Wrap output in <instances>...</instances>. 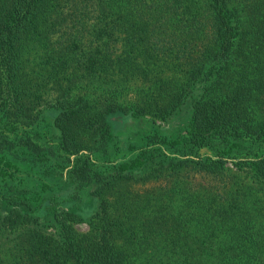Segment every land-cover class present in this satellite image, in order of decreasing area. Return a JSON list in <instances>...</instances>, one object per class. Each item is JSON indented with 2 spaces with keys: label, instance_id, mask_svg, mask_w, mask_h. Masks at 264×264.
<instances>
[{
  "label": "trees",
  "instance_id": "trees-1",
  "mask_svg": "<svg viewBox=\"0 0 264 264\" xmlns=\"http://www.w3.org/2000/svg\"><path fill=\"white\" fill-rule=\"evenodd\" d=\"M0 264H264V0H0Z\"/></svg>",
  "mask_w": 264,
  "mask_h": 264
},
{
  "label": "rangeland",
  "instance_id": "rangeland-1",
  "mask_svg": "<svg viewBox=\"0 0 264 264\" xmlns=\"http://www.w3.org/2000/svg\"><path fill=\"white\" fill-rule=\"evenodd\" d=\"M108 87L109 86L101 85V84L98 87H92V86H90L88 84V85H86V89H85L86 90V94L85 95L88 97V99H90L91 102L100 103L98 101V99H101L102 95L107 93L106 90H108ZM147 88H148V84L143 82L140 78H132L129 81H127V85L125 87H122L120 89V91L116 93V94H118V101L121 102L122 104H127L129 102H134V101H136L139 98L140 94H143L147 90ZM48 99H49V97H48ZM179 116L178 115L171 116L168 119L169 125L175 126V125L181 124V122L183 121L184 115L182 113V114H179ZM146 118H148V117H146ZM146 118L140 119V120L132 123L129 126L127 132H128V135L132 139H136L137 135L140 134L139 129L142 130V132H146V133L150 132L151 124H150V122H148V119H146ZM155 123L157 125H161V126L164 125L163 122H160V121H157V120L155 121ZM200 153H206V151L205 150H201ZM70 157H72V156H70ZM239 174L242 177V176L245 175V172H242V173L240 172ZM193 180H194L193 183H191V182L190 183H191L192 188H194V189L198 188L199 191H202L203 188L214 190V183L213 182H209L207 179L198 178V176H195V178H193ZM158 185H159L158 183L144 184L143 185V189L144 188H149L150 189L151 187H156L157 188ZM87 201H88V198L82 197L81 202L84 203V202H87ZM87 214L88 213H86V215ZM73 227L78 232H86L88 230V225H87V223H85V221L76 222V223L73 224Z\"/></svg>",
  "mask_w": 264,
  "mask_h": 264
}]
</instances>
